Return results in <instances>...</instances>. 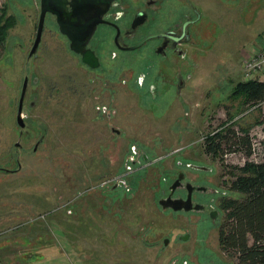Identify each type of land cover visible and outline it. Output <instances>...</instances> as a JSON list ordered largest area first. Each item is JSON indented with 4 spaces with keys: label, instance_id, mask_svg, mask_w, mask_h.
I'll return each instance as SVG.
<instances>
[{
    "label": "rangeland",
    "instance_id": "374dc122",
    "mask_svg": "<svg viewBox=\"0 0 264 264\" xmlns=\"http://www.w3.org/2000/svg\"><path fill=\"white\" fill-rule=\"evenodd\" d=\"M195 2L210 32L199 42L208 49L195 69L188 63L182 72L191 75L180 98L170 91L146 102L129 70L115 66L100 80L49 24L28 57L38 0H0V166L19 163L16 172L0 171L4 264H236L218 244L221 209L213 222L156 203L180 170L207 189L194 196L218 208L219 198L235 196L227 189L232 167L264 161V102L249 105L232 92L236 82L256 78L247 61L264 57V0ZM24 77L29 133L19 139ZM102 105L104 113L97 110ZM228 126L248 130L252 157L227 145L216 155L204 150L206 137ZM183 161L206 169L177 164Z\"/></svg>",
    "mask_w": 264,
    "mask_h": 264
},
{
    "label": "flooded vegetation",
    "instance_id": "af4514ba",
    "mask_svg": "<svg viewBox=\"0 0 264 264\" xmlns=\"http://www.w3.org/2000/svg\"><path fill=\"white\" fill-rule=\"evenodd\" d=\"M109 1L102 13L101 22L94 26L93 33L87 39L88 41L85 45V48L93 55L90 58L91 65L84 63L81 55L71 50L69 53L79 61L80 65L88 73L99 75V79L110 76L108 74L110 72L113 76L112 73L115 66L119 67L120 73L124 68L129 70L131 74L128 81H131L135 89L142 91L138 98L140 101L147 102L149 100L151 102L158 101V99L160 101L162 95L170 91H173V96L176 95L175 97L180 98L181 93L187 88L191 75L186 72L184 73L185 76H183L182 72L187 71L188 63H190L189 67L195 69L197 58L206 51L205 49H208L199 42V40L207 39L210 32H205L203 13L197 2L195 0ZM39 2L40 0H38V12ZM65 7V10L69 11V5L66 4ZM44 16L42 31L46 27L45 24H49L56 36L67 40V36L59 31L57 16L50 12H46ZM61 17L64 18L63 16ZM109 63L112 65H109ZM117 74L118 72L114 73L115 77ZM32 79V82L37 83V77H32ZM27 82H29V77ZM29 102H27V105L32 101ZM31 104L33 105V103ZM97 108V110L104 113L106 106L102 105ZM106 114L107 117H110L109 113ZM24 118H22L25 124L24 128L20 129L17 126L19 139L29 133L26 119ZM111 130L118 134L117 129L111 128ZM16 144L17 142L13 144L16 147V151L22 150V144L19 142ZM35 146H37L36 143L33 147ZM142 157L145 158L146 156L142 154ZM14 162L16 163L15 169L9 170L0 166V171L7 173L16 172L19 168V163L16 159ZM177 164L193 170H199L192 167L194 165L198 166V164L191 161L178 162ZM179 173H182V178L171 197L185 199L187 195L185 185L189 183L193 187L191 188L192 205L199 204L202 208L198 210L192 209L188 212H201L205 219H210L213 222L218 220L221 214L219 213V209H221L219 201L218 208H215L212 203L203 202L200 198L195 197L194 195L197 192H204L207 189L204 185L201 186V184L189 182L185 174L180 172V170L177 171L176 176ZM176 178L172 179L171 183ZM120 180L118 184L122 183ZM115 184L117 185V183ZM176 189L181 190L182 193L174 196ZM168 195L169 192L163 194L159 199L166 198ZM164 210L172 211L169 208ZM176 212L186 213L183 210ZM168 240V238H163L162 245H166Z\"/></svg>",
    "mask_w": 264,
    "mask_h": 264
},
{
    "label": "trees",
    "instance_id": "16d2710c",
    "mask_svg": "<svg viewBox=\"0 0 264 264\" xmlns=\"http://www.w3.org/2000/svg\"><path fill=\"white\" fill-rule=\"evenodd\" d=\"M4 42L3 25L0 24V49ZM233 94L242 96L247 104L264 102V82L250 79L238 81ZM222 145L232 146L252 157L253 143L248 130L239 133L230 126L206 137L205 151L216 155ZM227 189L235 196H223L219 207L224 217L218 229L221 251L230 253L236 264H264V161H247L230 170Z\"/></svg>",
    "mask_w": 264,
    "mask_h": 264
},
{
    "label": "water",
    "instance_id": "95a60500",
    "mask_svg": "<svg viewBox=\"0 0 264 264\" xmlns=\"http://www.w3.org/2000/svg\"><path fill=\"white\" fill-rule=\"evenodd\" d=\"M109 0H40L39 2V14L36 24L35 36L33 43L28 52V57L34 56L36 54L37 47L39 45L42 28L44 24V15L46 12L53 13L57 16V24L59 31L67 36L68 49L81 55V59L84 63L90 64V58L93 57L92 53L85 48L87 39L90 38L95 28L99 22H101V16L107 7ZM68 4L69 11L65 10V5ZM63 16L64 18H62ZM27 77L22 80V86L19 94V99L16 109V125L21 129L24 128L25 124L22 117V107L23 99L27 87ZM18 144V142H17ZM16 144V145H17ZM36 147V146H35ZM195 168L206 169L205 167L194 166ZM175 181L170 185V192L166 198L158 200V205L162 209H171L172 211L183 210L188 212L192 209L198 210L202 208L201 205H192L191 193L192 185L187 183L185 189L187 192L186 198H172L171 194L174 192L175 188L179 185L180 179L182 178V173H179ZM187 236H184L185 239ZM166 242V241H165Z\"/></svg>",
    "mask_w": 264,
    "mask_h": 264
},
{
    "label": "built area",
    "instance_id": "2783aa9c",
    "mask_svg": "<svg viewBox=\"0 0 264 264\" xmlns=\"http://www.w3.org/2000/svg\"><path fill=\"white\" fill-rule=\"evenodd\" d=\"M247 71L253 74L254 77H256L254 78V80H259L264 82V57L255 58V59L252 58L251 60L247 61ZM0 264H4V263L0 260Z\"/></svg>",
    "mask_w": 264,
    "mask_h": 264
}]
</instances>
